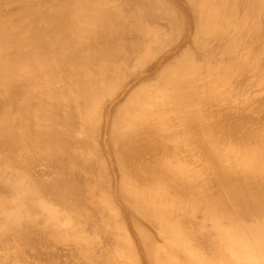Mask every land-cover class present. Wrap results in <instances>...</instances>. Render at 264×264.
I'll list each match as a JSON object with an SVG mask.
<instances>
[{
    "label": "bare ground",
    "instance_id": "bare-ground-1",
    "mask_svg": "<svg viewBox=\"0 0 264 264\" xmlns=\"http://www.w3.org/2000/svg\"><path fill=\"white\" fill-rule=\"evenodd\" d=\"M2 1L1 16L5 11L11 12L9 7L12 5L9 4L17 3L13 15L18 17L12 15L13 23H19L15 21L19 17H28L23 20L29 25L30 19L32 27L27 28L25 24L22 27L27 30H24L20 28L21 22L15 24L26 31L20 34L18 28L9 26L20 33L11 30L9 24L5 25L6 20L0 16V250L3 249L0 252L4 253L0 254V264H10L9 254L12 260L16 256L18 260L24 258L21 263L25 260L24 264H30L35 260L33 256L40 258L49 254L52 248L51 254L45 255L46 258L41 256L35 262L49 258L52 264L64 261L66 264V260L60 262L61 258L71 255L77 264H264V122L260 121L263 126H259L260 122L258 124L253 116L250 117L257 127L249 124L251 121L246 118L244 122L242 118L241 122H234V117L222 124L224 126L218 123L222 126L219 127L216 115V122L212 119L216 124L206 122L209 117L205 118L204 110L210 109L209 102L208 105L204 103L208 108L201 104L206 98V101L213 100V94H208L210 98L207 96V89L213 92L217 85L213 83L222 80L220 75L216 77L222 69L223 76L224 69H228V74L241 69L239 75L236 73L238 78L244 74L246 64L243 63L248 62L250 53L246 56L247 61L245 57V62L240 59L243 63L238 57L235 58L238 62L232 59L238 54H234V51L238 52L234 48L242 42L235 40L237 44H234L233 40L231 44L235 47L230 45L233 48L229 47L228 52L222 50L234 54L227 56L232 62L222 56L221 59L229 62L227 64L215 59L220 50L215 53L218 45L215 44V48L211 45L217 37H222L221 43L231 40L229 34L223 41L232 29L222 33L224 36L221 32L227 25L232 28L237 24L232 22L237 19L233 14L238 12L234 10L241 0ZM244 1V5L250 4L249 10L242 3L239 6L246 8V12H241L249 19L241 15L246 20H242L244 24L239 27L248 32V23H252L248 21L255 15L259 18L262 11L264 13V0ZM165 2L172 6L171 10ZM228 3L232 5L228 6ZM15 4L12 8L17 6ZM178 11L183 17V25L180 29V22L173 26H178L176 33L177 28L173 29L172 23L179 21ZM18 12H25L26 16L24 13L20 16ZM204 12L210 13V23L203 24L206 20L202 21ZM228 12L232 15H225ZM262 15L259 19L263 22ZM229 16H234L231 17L233 20ZM41 22L46 23L45 27ZM239 24L233 30H242L238 28ZM260 24H250V27H260ZM168 28L174 32L170 34ZM261 29L260 32L253 31V35L261 33ZM241 32L238 33L243 37ZM172 33H176V37ZM236 36L239 35H234L238 39ZM211 37L215 39L211 41ZM221 43L220 49L224 44ZM254 44L256 51L263 43ZM244 45L241 47L245 48ZM252 46L249 44L248 47ZM193 49L202 56L204 54L206 65L195 63L200 55L197 53L195 58ZM254 63H250L253 73L257 66L261 68L259 62L258 65ZM248 66L244 71H248L247 74L250 73L246 70ZM212 74L218 79L216 82ZM228 76L224 77L226 82H221L233 83L227 91L226 86L222 87L221 91L225 89L222 97L236 82L235 74L234 78ZM255 76L250 77L254 79ZM261 76L257 77L261 79ZM208 77L214 82L206 81ZM249 79H238L236 84L241 80L247 81L246 84ZM209 84L210 87L214 85L213 89ZM262 87L260 91L264 90ZM244 89L245 92L248 90ZM230 91L231 97L233 92ZM234 93L236 95V91ZM218 97V103L222 101L223 104L225 98ZM195 98L199 101L193 103ZM198 103L203 113L201 109L198 111L195 105ZM220 103H216L219 108ZM169 106L175 111L171 113ZM191 106L193 109L196 106L198 115L192 109L195 116H191L192 112L188 111ZM230 106L229 103V109ZM228 108L232 114L233 110ZM214 110L213 113L220 111ZM173 111L179 114L176 112L172 117ZM223 114L220 116L224 117ZM174 121L179 125L174 126ZM178 133L184 134V145ZM176 138H181L180 144L184 146L181 151L177 149ZM35 155H42L43 160L40 157L38 160ZM32 161L37 164L40 161L41 165L50 161V166L38 168L40 164L35 165ZM22 168L30 173H27L28 180L25 177L23 181L21 177L19 182L15 176ZM37 192H43L47 201L40 196L37 199ZM46 193L52 194L53 199ZM41 233L44 236L52 234L48 239L43 236L46 248L42 242L38 244L42 252L35 245L39 240L34 239L35 236L43 241L39 238ZM67 234L71 236L67 237ZM11 235L17 237L14 240L16 244L19 241L18 245L24 240L34 243L33 255H24L32 248L22 244L24 251L20 249L22 246H15L21 252L12 248L18 252L12 256L14 252L10 248L14 245L11 243L15 242ZM60 237L62 241H56ZM50 238L56 245L57 242L62 245L64 241L62 251L57 250L59 244L55 246L57 248L55 244L51 245ZM20 239L23 240L21 243ZM4 240L8 241V246ZM6 249L12 252L7 255ZM35 249L41 254H34ZM14 260L12 264L16 263ZM70 262L67 264L75 263Z\"/></svg>",
    "mask_w": 264,
    "mask_h": 264
},
{
    "label": "rangeland",
    "instance_id": "rangeland-1",
    "mask_svg": "<svg viewBox=\"0 0 264 264\" xmlns=\"http://www.w3.org/2000/svg\"><path fill=\"white\" fill-rule=\"evenodd\" d=\"M239 1H240V0H239ZM243 1H244V0H241L240 3H238L237 5L239 6ZM0 2L2 3L3 1L0 0ZM167 3H168V2H167ZM167 3L165 2V4H166L167 6L169 5V10H171V9H172V6H171L170 4H167ZM245 3H246V1H244V4H245ZM14 4H15V3H14ZM14 4H9V6H11V5L14 6ZM16 4H17V3H16ZM16 4H15V5H16ZM230 4H231V3H230ZM244 4L242 3V5H244ZM231 5H232V4H231ZM231 5H229V3H228V6H231ZM237 5H236V6H237ZM242 5H241V6H242ZM12 6H11V8L9 7V9H10L11 12H6V11H5V12H3V16H4V17L1 16V15H0V16H1L2 18H4V20H6V21H5V25H8V24H9L8 27L11 26V27H14V28H16V29L18 28V30H19L20 32H22V33H20L19 31H17L16 29L14 30L13 28L9 27L11 30L17 31V32H19L20 34H25L26 31H24V30H27V29H25V27H27V28H28V26H29V27H32V25L30 24L31 20H30V19H29L30 21L28 20L29 25H27V24H26L27 21H24V20H27L26 18H28V17H26V18L19 17V18L16 19L15 21H16V22H19V23L21 22V23H20V24H19V23H13V19L11 18L12 15H13V12H14L13 9H17V8H18V4H17V6H15V8H12ZM170 6H171V7H170ZM238 6L236 7V10H234V12H235V11H238V12L233 14V15H235V18H236V16H237V19H234V20H233V19H231L232 16H231V17L229 16V17H230V20H233L232 22L235 21V23H237V24H239L242 20H244V19L246 20V18H248V16L245 15L244 12H241V11H245V12H246V8H247V7H248V9H247V11H248V10H249V6H250V4H249V6H247V4L244 5V7L246 6V8L243 7L245 10H244L243 8H240V6H239V8H238ZM228 8H229V7H228ZM228 8H227V9H228ZM230 8H231V7H230ZM230 8H229V9H230ZM9 9H8V11H9ZM237 9H238V10H237ZM239 9H240V11H239ZM230 10H231V9H230ZM16 11H17V10H15V13L17 14ZM231 12H233V11H231ZM231 12H228L229 14H225V13H224V14H225V15H230ZM1 13H2V12H1ZM15 13H14V14H15ZM22 13H24L23 16L25 17V16H26V15H25L26 13H25V12H22ZM22 13H21V12H18V15L20 14V16H21ZM171 13H172V12H171ZM177 13H178V14H177ZM177 13H175V14H177V18L179 17V18H178L179 21L177 22V24H175V23H174L175 21H174V22L172 23V27H173L174 25H175V26L178 25L179 22H180V24L183 22V21H182V20H183V19H182L183 17L181 16L180 12L178 11ZM204 13H205V15H204L202 21H203L205 18H206V20H205V22L203 21V24H204V23H210V22H211V18H210V16H208V15H210V13H209V14H208V12H204ZM226 13H227V12H226ZM238 13H240V15H239ZM242 13H243V14H242ZM247 13H248V12H247ZM247 13H246V14H247ZM262 13H263V11H262ZM262 13L260 14V17H259V18H261ZM166 14H167V13H166ZM168 14H169V13H168ZM206 14H207V15H206ZM231 15H232V14H231ZM241 15H242V16H246V18H245V17H241ZM13 16L18 17L17 15H13ZM169 16H171V14H169ZM238 16H239V17H238ZM263 16H264V13H263V15H262V20H263V22L261 21V19L258 18V15H257V17H256V15L253 16V18H254V17H255V18H258V19L260 20V23H261V24L258 22V19L255 20V18H254V19L251 18V20H249V21L247 20L248 22H251V21H252V23H250V24H252V26H254V25H256V24H260V27H258V25H257L256 28H255V27L251 28L252 26L248 23L249 26H247L248 28L246 27L247 29H249L248 32H247L245 29L240 28V27L243 26V24H244L243 21L238 25V28L242 29L243 31H242V30H240V31H239V30H238V31H237V30H233V29L235 28L234 26L237 27V24H236V25L234 24V26H233V24H232V26H233L232 28H230V26L227 25L226 28H225V29H227V30L222 29L223 32H221V34H222V33H225V34H226L228 31H230V30L232 29L230 32H228V33L225 35V38L223 37V38H224L223 41H225V40H227V39H226V36L230 34V35H231V36H230L231 40H230V41L228 40L229 42H228V41H225V42L222 41V42L224 43V44H223V43H221L220 38H222V37H220V36H221V35H220V36H219V37H220L219 39H217V38H218V37H217V38H216V41L213 40V41H215V43H214V42H212V43L210 42L211 45H213V46H212L213 48H215V46H214L215 44L218 45V47L216 46V48H215L216 50L214 49V52H215V53L218 52L219 50L221 51V52H220V51L218 52V53H219L218 57H220V55H221L220 58L216 57V55H217L218 53L215 54V57H216L215 59H218V60H219V61H218V60H216V61H218V62H222V60H223V59H221L222 56H223V57L226 56V58H227V56L229 57L231 54H233V53H227V54H226V53H224V52H226V51L228 52V50H229L230 48H233V47H230V45H232V46L235 47L236 45H233V43H234V44H235V43L237 44L236 41H239V43L242 42V43H240V44H242V45H244V44L246 43V44L244 45L245 48H242V47H241L242 45H239V44H238V45L242 48V50H245V52H247V53H246V54H245V52L243 53L242 50H241V51H242V52H241L240 49H239L240 47H238V45H237V46L234 48V50L236 49L238 52H235V51H234V54H236V53H238V54L243 53V55L241 54L243 57L240 56V55L237 56L238 54H236L235 56H234V54H233L231 57L234 56V58H232V59H234L235 62H238V59H239V60L242 59V60L244 61V57H245V59H246V56L248 55V53L252 54V53L255 51L254 49H256V48L254 47V49H253V46H252V45L256 46V44H254V42H257V45H258V43H259V44H262V43H263V44L261 45V47H259L260 45L257 46L258 49L255 51V54H257V55L252 54L251 56H249V55H250V54H249V55L247 56L248 62H245V61H244L245 63H243L242 60H240V62L243 63L244 65L246 64L247 66L250 65L251 62H252V64H253L254 62H255L254 64H256V63L259 62V63H260V66H259V67H261V68L263 67V68H264V65H263L264 62L262 63V57L264 58V56H262V54L264 53V50H263V49H264V47H263V46H264V41H263V40H262L263 42H262V41H259V42H258V41H255V39H258V40H260V39H262V38L264 39V37H263V36H264V35H263V34H264V31H263V30H264V24H263V23H264V19H263L264 17H263ZM16 17H15V18H16ZM208 17H209V18H208ZM240 17H241V18H240ZM13 18H14V17H13ZM15 18H14V19H15ZM207 18H208V21H207ZM232 18H234V16H233ZM11 19H12V20H11ZM20 19H22V21H21ZM23 19H24V20H23ZM225 19H226V18H225ZM228 19H229V18H228ZM238 19H241V20H239V22H236ZM248 19H249V18H248ZM18 20H19V21H18ZM180 20H181V21H180ZM230 20H229V21H230ZM11 21H12L13 24H12V23H11V24H10V23H7V22H11ZM202 21H201V22H202ZM24 22H25V23H24ZM232 22H231V23H232ZM244 22H245V21H244ZM255 22H256V24H254ZM242 23H243V24H242ZM15 24H19V25H21V27H20V26H19V27H20V28H24V30H21V29L18 27V25L16 26ZM25 24H26V25H25ZM45 24H46V23H45ZM45 24H42V22H41V25H43L44 27H45ZM180 24H179V27L177 26L179 29L182 27L183 23H182L181 25H180ZM241 24H242V25H241ZM253 24H254V25H253ZM262 24H263V26H262L263 29H261V25H262ZM24 25H25V27H22V26H24ZM47 25L49 26V24H47ZM240 25H241V26H240ZM239 26H240V27H239ZM250 26H251V27H250ZM172 27H171V28H172ZM177 27H175V28L173 27V29H176ZM46 28H49V27L46 26ZM178 28L176 29V33H177V30H179ZM213 28H214V26H212V29H213ZM254 28H255V29H254ZM169 29H170V28H168V31H170V34H171V32H174V31H171V30H173V29H170V30H169ZM228 29H230V30H228ZM236 29H237V28H236ZM251 29H253V30L251 31ZM259 29H261V33H259V32H260ZM256 30L259 31V32H255L256 35H253V34H254L253 31H256ZM23 31H24V33H23ZM213 31H214V30H213ZM226 31H227V32H226ZM234 31H237V32H236L237 34H235ZM241 31L243 32V34H241V35H243V37H242V36L240 37V33H238V32H241ZM244 31H245L246 33H244ZM262 31H263V33H262ZM215 32H216V31H215ZM242 32H241V33H242ZM250 32H251V33H250ZM176 33H175V34L172 33V36L177 35ZM249 33H250V35H249ZM257 33H258V35L260 34V36H261V34H262V37L259 38L258 35H257ZM244 34H245V35H244ZM234 35H239V36H236V38H238V37H239V38H242V39H244V41H243L242 39L239 40V38H238V39H235V38H234ZM248 35H249V37H248ZM222 36H224V35L222 34ZM245 36H246V37H245ZM254 36H255V38H252V37H254ZM174 37H176V36H174ZM227 37H229V36H227ZM257 37H258V38H257ZM212 38H213V37H211V41H212ZM246 38H248L249 41H248V40L246 41ZM249 38H251V39H253V40H251V39H249ZM213 39H215V38H213ZM228 39H229V38H228ZM218 40H220V41H218ZM233 40H234V42L231 44V42H232ZM235 40H236V41H235ZM217 41H218V42H217ZM245 41H246V42H245ZM250 41H251V42H250ZM252 41H253V42H252ZM219 42L221 43V45L223 44V45H226V46H224V48H223V45H222V46H221L222 49H220V47H219V46H220V45H219ZM247 42H248V43H247ZM260 42H262V43H260ZM213 43H214V44H213ZM229 43H230V44H229ZM243 43H244V44H243ZM251 43H252V44H251ZM227 44H228V47H227ZM249 44H250V46H252V48H251V47H248ZM247 45H248V46H247ZM244 46H243V47H244ZM246 46L250 49L249 52H248V49H246V48H247ZM226 47H227L228 49H226ZM229 47H230V48H229ZM237 47H238V48H237ZM262 47H263V49H262ZM224 49H225V50H224ZM259 49H260V51H259ZM261 49L263 50L262 53H261V51H262ZM222 50H223L224 52H222ZM193 51H194V54H195V55L193 54L194 57H195V56H198L199 52H195V51H197V50H195V49H193ZM257 51H258V52H257ZM240 52H241V53H240ZM192 53H193V52H192ZM197 53H198V54H197ZM220 53H223L224 55H223V54H220ZM259 53H261V55H260ZM225 54H226V55H225ZM228 54H229V55H228ZM199 55H200V54H199ZM263 55H264V54H263ZM199 57L201 58V59L198 58L199 60H198V59H197V60L195 59V58H197V57L194 58V59H195V63L206 65L205 62H206L207 59H206V58H203V57H205L204 54H203V56H202V53H201V55H200ZM236 57H238L237 60H235ZM250 57H251V60H250ZM256 57H257V59H256ZM220 59H221V60H220ZM230 59H231V58H230ZM230 59L227 58V59H225V60H228V61L230 62ZM232 59H231V62L233 61ZM247 59H246V61H247ZM252 59H254V60L256 59V60L254 61V60H252ZM258 59H259L260 61H259ZM263 60H264V59H263ZM223 61H224V60H223ZM228 61H224V63L226 62L225 64H227V63H229ZM256 61H257V62H256ZM240 62H239V63H240ZM215 63H216V62H215ZM241 63H240V64H241ZM248 63H249V64H248ZM261 63H262V64H261ZM252 64H251L250 66H248V68L246 69V70H248V69L250 70V73H249V74L246 73V72H248V71L244 72V71H245V68H246V67H245L246 65L244 66V69H243V70H244V71H243L244 74L241 72V73L243 74L244 77L247 76V77H245V78H248V77H250V76L254 77V76L256 75L254 79H253L252 77H250L251 79L248 78L249 81L251 80V82L248 81V83H246V84H248V85L250 84L249 87H248V85L245 84V82H247V81H244V83L242 82L243 79H244V80H248V79L243 78L242 75H240V76H242V77H240V78H238L239 76H238V77L236 76V75H237L236 73H238V75L240 74V71H242L241 69H238V68H237V70H239V71H237L236 73H234L235 76L237 77V78L235 79L236 82H237L238 79H239V81H240V79L242 78L241 82L243 83V84H242V83L240 82V83H241V84H240L239 81H238V83H239L240 85H242V87H239V84L237 83V84H238V86H237L236 82H234L235 85L233 84V87H232V88H229L233 93L236 91V95H237V97H236L235 93H234V94L231 93V97H230V94L228 93L230 90H228L227 93L225 92L226 95L223 94V96L225 95L226 97H225V96L222 97V94H221V93H223V91L225 90V89H224L225 86L227 87V88H226V91H227L228 87L233 83L232 81H230V79L232 80V79L235 77L234 74H232V73L235 72V71H233V72L230 71L231 73L228 74V73H229L228 69H224V70H226V72L224 71L225 74H227V75H229V76H232V75H233V76H232L233 78H231V77H230V79L227 78V79H229V80H227V81H228V82L230 81V82H229V85H227L226 83H222V82H221V81H225V82H226V79L224 80V77H225V78L227 77V75L225 76V74H224V76H223V73H222V70H223V69H222L220 72H218V73H220V74H218V73L216 74V77H217V75H218V76L220 75V76H219V77H220L219 79H222V80H218V79H217L218 82L220 81V83L217 82V83H213V84H214V85H215V84H217V85L220 84L221 86H219V87H215V86H217V85L214 86V85L212 84V86H214V89H213L212 86H211L212 88L210 87L211 84H209V87H210L211 89H213V92H212V91H209V90L207 89V91L209 92V93H207V96H208V94H209V96H210L211 94H213L212 97H213L214 103H213V100H211L212 105L210 104V103H211L210 100H209V101H206V100H208V98H206V96H205L206 93H205V95H204V98H206L205 101H203L204 99H203V100L201 99V100L203 101V103H201V102H200V103H201V104H204V103L209 102V107H210V109H209L205 104H204L205 106H204L203 108H208V110H211V111H212V109H213V110H214V109H215V110L220 109V111L218 110L220 113L217 112V111H215V110H214L215 113H213V111H212V112H208L207 109H206L207 112L204 110V114L207 115L205 118L209 117V120L206 119V120H207L206 122H208V121L212 122L213 120L215 121V118H218V120L221 121V122H218V120L216 119V120H217V124L215 123L216 121H215V122L213 121L212 123H215L216 125H218V123H221V125H222V124L225 125V124H226L225 122L228 123V122H229V119H230V121H231V120H233L234 117H235L234 120H233L234 122H236V121L238 122V120L240 121L241 118H242V120H243V121H242V120H241V121L244 122V119H245V118H246L248 121H251V118H250V117H252V116H253L252 118H254V120L257 121L258 124H259V122L262 121V120H263L262 122H264V119H260V120H258V118H260V117L264 118V114H263V116H261L262 113H264V112H263L264 109L262 110V109L259 108V107L264 108V107H262V106H264V93H263L264 90L260 91L261 87L264 85V83H263L264 73L261 72V71H262L261 68H257L258 66H257L256 68L253 67V68H255V71H254V73H253V69H251L252 66H253ZM211 65L214 66V62H212ZM256 65H258V64H256ZM256 65H255V66H256ZM205 67H206V66H205ZM208 68H209V67H208ZM241 68H242V67H241ZM263 68H262V69H263ZM205 69H206V68H205ZM256 69H259L260 72L257 73L256 71H258V70H256ZM251 70H252V71H251ZM263 70H264V69H263ZM227 71H228V72H227ZM221 73H222V74H221ZM261 73L263 74V76H261ZM213 74H215V73H213ZM213 74L211 75V77H214V81H215L216 79H215V76H213ZM253 74H255V75H253ZM204 75H205V74H204ZM259 75L262 77L261 79L258 78ZM229 76H228V77H229ZM257 76H258V77H257ZM257 78H258V79H257ZM22 79H23V78H22ZM211 79H212V80H209V77H208L206 81H209V82L212 83L213 78H211ZM259 79L261 80V82H262L263 84H261V82L259 81ZM20 80H21V78H20ZM217 80H216V81H217ZM235 80H233V81H235ZM257 80H258V82H257ZM206 81H205V84H207ZM214 81H213V82H214ZM216 81H215V82H216ZM255 81H256L257 84L254 83ZM209 82H208V83H209ZM228 82H227V83H228ZM231 82H232V83H231ZM252 82H253V83H252ZM221 83H222V84H221ZM200 84H201V83H200ZM252 84H256V85H255V86H254V85L251 86ZM259 84H260V85H259ZM261 85H262V86H261ZM231 86H232V85H231ZM234 86H235V87L237 86V88L239 87V89H241V90H240L241 92H239V89L236 90L237 88L235 89V91H233L234 88H235ZM243 86H244V87H243ZM256 86H257V87H256ZM209 87H207V88H209ZM222 87H224V88H223V91H221ZM210 88H209V89H210ZM215 88H216V90H215ZM218 88H220L219 91H221V92L218 91ZM244 88H247L248 90L245 92L246 89H244ZM251 88H252V90H250ZM257 88H258V89H257ZM263 88H264V86L262 87V89H263ZM253 89L257 91L258 96H257L256 93H255V95H254V92H255V91H253ZM214 90L216 91V93L218 92V95H216V93H215ZM243 90H244V91H243ZM207 91H206V92H207ZM231 91H230V92H231ZM237 91H238V92H237ZM242 91H243V92H242ZM248 91H251V92H248ZM252 91H253V92H252ZM259 91H260L262 94H261ZM210 92H212V93H210ZM214 93H215V94H214ZM240 93H241V94H240ZM242 93H243V95H242ZM244 93H245V94H244ZM219 94L221 95V98H222V99L225 98V100H226V99L228 100V101H227V100H226V101L223 100V102H224L223 104H224V105L222 104V101H221V103L219 102L220 105H222V106H220L221 108L218 107L217 104H219V103H218V101H217V99H216L217 96L220 97ZM238 94H240V95H238ZM247 94H248V95H247ZM252 94L255 96V98L253 97ZM260 94H261V95H260ZM215 95H216V96H215ZM232 95H233V96H232ZM246 95H247V97L249 98V100L247 99ZM249 95H250V96H249ZM251 95H252V97H251ZM209 96H208V97H209ZM228 96H229V97H228ZM243 96H245V97H243ZM262 96H263V98H262ZM3 97H4V96H3ZM212 97H211V99H212ZM219 97H218V98H219ZM232 97H233L234 99H233ZM242 97H243V98H242ZM250 97H251V100H252V99L255 100L256 98H257V99L255 100V102H254L253 100H252V102H251ZM209 98H210V97H209ZM221 98H219V99H221ZM237 98H238V99H237ZM239 98H240V99H239ZM261 98H262V99H261ZM196 99H197V98H195V100L192 101V102H193V103H196V102L199 101V100L196 101ZM222 99H221V100H222ZM229 99L232 101V103H231V101L229 102ZM235 99H236V100H235ZM241 99L243 100V101H242L243 103L245 102V103H244L245 105H244L243 107H241V106L243 105L242 102H241ZM258 99H260V100H258ZM215 100H216V103H217V104L215 103ZM233 100H234L236 103H235ZM239 100H240V102H239ZM261 100H262V102H261ZM195 101H196V102H195ZM246 101H249L251 104L248 102V103H249V106H248V103H247ZM192 102H191V104H192ZM228 102L231 104L230 109L228 108V106H229V103H228ZM238 102H239L240 104H239ZM256 102H258V103H256ZM225 103H226V104H225ZM253 103H255V104H253ZM191 104H189V105H191ZM198 104H199V103H198ZM198 104H195V105H197V107H198V111H200V109H201V111H202V113H203V110H202V108H201V107H202L201 104H199L200 107L198 106ZM214 104L217 105V106H215ZM227 104H228V106H227ZM238 104H239V106H238ZM193 105H194V104H192V106H193ZM207 105H208V103H207ZM213 105H214V106H213ZM225 105H226L227 107H225ZM232 105H233V106H232ZM235 105H236V106H235ZM251 105H253V106L250 107ZM254 105H255V106H254ZM259 105H260V106H259ZM171 106H172V105H171ZM171 106H169V109H171ZM174 106H175V105H174ZM192 106H191V109L189 108L190 110L188 109V111L192 112V113L189 112L190 114H192L191 116H195V115H193V110L195 109L194 113L196 114L197 109H196V106H195L194 109H193L194 106H193V107H192ZM223 106H224L226 109L223 108ZM245 106H246L248 109H247ZM175 107H176V106H175ZM175 107H174V109H175V110H178L177 107H176V108H175ZM189 107H190V106H189ZM235 107H236V108H235ZM238 107H239V108H238ZM240 107H241V108H240ZM253 107L255 108V111H254V108H253ZM227 108H228L229 110H233V111H232V114H231V111L229 112V111L227 110ZM231 108H232V109H231ZM234 108H235L236 110H235ZM242 108H243V109L245 108L244 110H246V113H247V114L245 113L244 110H242ZM250 108H251V109H250ZM258 108H259V109H258ZM174 109H173V107H172V109L170 110V112L172 113V110H174ZM192 109H193V110H192ZM222 109H224V110H222ZM237 109H238V110H237ZM257 109H258V110H257ZM175 110H174V111H175ZM226 110H227V111H226ZM250 110H251L252 112H251ZM174 111H173V114H170L171 116H172V115L175 116L174 113H176L177 111H176V112H174ZM188 111H187V112H188ZM221 111H222L223 113H225V114L222 113V114L224 115V117H223V116H222V117L220 116V115H222V114H221ZM237 111L240 112V113H241V111H242V112H244V114L241 115V114H239ZM247 111H249V112H247ZM253 111H254L255 113H257L258 115L255 114ZM261 111H262V113L260 114ZM168 112H169V110H168ZM226 112H227V113L229 112V114H227ZM177 113L179 114V112H177ZM177 113H176V114H177ZM198 113L200 114L199 116L202 115L200 112H198ZM209 113H212L211 115H214V116H212V117H211V115L209 116ZM249 113H250V114H249ZM251 113H253V115H252ZM226 114H227V115H226ZM196 115H198V114H196ZM215 115H216V117H215ZM218 115H219V116H218ZM228 115H229V117L231 116L232 119L229 118ZM202 116H203V115H202ZM202 116H201V117H202ZM204 116H205V115H204ZM226 116H227L228 118H227ZM236 116H237V117H236ZM246 116H247V117L249 116L248 118H249L250 120H249ZM255 116H256V118H255ZM172 117H173V116H172ZM172 117H170V118H172ZM214 117H215V118H214ZM219 117H220L221 120L219 119ZM225 117H226L228 120L225 119ZM243 117H244V118H243ZM257 117H258V118H257ZM174 118H175V117H174ZM222 118H223V120H222ZM172 119H173V118H172ZM212 119H213V120H212ZM236 119H237V120H236ZM256 119H257V120H256ZM174 120H175V119H174ZM224 120H225V121H224ZM226 120H227V121H226ZM172 121H173V120H172ZM222 121H223V122H222ZM241 121H240V122H241ZM255 121H251V122H249V124H250V123H251L252 125L255 124V125H257V127H258V124H257ZM176 122H177V121H176ZM176 122L174 121V123L176 124V125H174V126H177V124L179 125V123H176ZM254 122H255V123H254ZM262 122H260L259 126L263 124ZM174 123H172V124H174ZM261 123H262V124H261ZM170 124H171V123H170ZM213 125H214V124H213ZM221 125H220V126H221ZM224 125H222V126H224ZM263 125H264V124H263ZM263 125H262V126H263ZM218 126H219V125H218ZM220 126H219V127H220ZM222 126H221V127H222ZM225 127H226V126H225ZM255 127H256V126H255ZM181 128H182V127H181ZM261 128H262V127H261ZM261 128H260V129H261ZM176 134H177V133H176ZM179 135H181V134L178 133V136H179ZM182 135H184V134L182 133ZM182 135L179 136V137L182 138V137H183ZM185 135H186V134H185ZM178 136L176 135V137H178ZM185 137H186V136H184V138H185ZM181 138H179V139H181ZM179 139L176 138V139H175V142H176V140H177V142H179V144H177V145H179V146H177V147H179L180 149H179V148H177V149L181 151V149L184 148L183 145H184L186 139H183V138L181 139V140H182L181 143H183V145L180 144V141H181V140H179ZM178 140H179V141H178ZM182 146H183V147H182ZM179 155H180V154H179ZM36 156H37V155H35V158H37V159L39 160L38 157H40V156H42V155H40V156L38 155V157H36ZM44 156H45V155H44ZM180 156H181V155H180ZM47 157H48V156H47ZM42 158H43V156H42ZM45 158H46V156H45ZM45 158H44V159H45ZM46 159H47V158H46ZM48 159H50V158L48 157ZM48 159H47V160H48ZM181 159H182V158H181ZM184 159H185V158H184ZM38 160H37V161H38ZM40 160L42 161L43 159H41V157H40ZM182 160H183V159H182ZM45 161H46V160H45ZM32 162L35 163V165H38V166H39V164H40V163H39L40 161L38 162V164H37V162H34V161H32ZM43 162H44V161H43ZM49 162H50V161H49ZM49 162H48V163H49ZM41 163H42V162H41ZM44 163H45V162H44ZM48 163H47V162H46V164H43V163H42L43 165L40 164V166H39L38 168H42V167H44V165L47 166V165H49ZM41 166H42V167H41ZM49 166H50V165H49ZM49 166H48V167H49ZM31 167H34V166L31 164ZM35 167H36V166H35ZM11 168H12V167H11ZM31 169H32V168H31ZM33 169H34V168H33ZM20 170H21V171H18V172L16 173V176H15L16 179L18 178L17 180H18L19 182L22 181V179H23V181H25V177H26L27 180H28L29 174H27V173H30V172L28 171V169H24V170H23V168H22V169H20ZM24 171H25L26 173H25ZM20 172H21V173H20ZM24 173H25V174H24ZM17 175H19V177H17ZM21 177H23V178L21 179ZM27 180H26V181H27ZM200 186H202V185H200ZM200 188H201V187H200ZM47 193H48V192H47ZM47 193H46V196H50L49 198L51 199V198H52V194L49 193L50 195H47ZM35 195H36V194H35ZM41 195H42V196H43V195L45 196V194H44L43 192H42V194H41V192H40V193L37 192V199L41 197L42 199L44 198V200H46V199H45L46 197H44V196L42 197ZM39 196H40V197H39ZM49 198L47 197V199H49ZM52 199H53V198H52ZM46 201H47V200H46ZM53 201H54V200H53ZM50 202H52V200H50ZM52 203H53V202H52ZM56 203H57V202H56ZM54 204H55V203H54ZM55 206L57 207V204H55ZM24 212H25V211H24ZM41 234H42V233H41ZM55 234H56V233L53 234V237H54ZM51 235H52V234H51ZM51 235H48V236L50 237ZM65 235H66V234H65ZM67 235H68V234H67ZM69 235H70V234H69ZM69 235H68L67 237H69ZM40 236H41V235H39V238H43V241H42L41 239H37V237L35 238V236H34V239H35V240H39V242H37V241H36V242H35V241H32V242L37 243V244H35V245H37V249H38V246L40 245L41 242H42L41 245L43 246V244H44V246H45V242H44L45 239H44V237H45V238L47 237L46 239L49 238L48 236H44L43 234H42V237H40ZM43 236H44V237H43ZM58 236H59V235H58ZM62 236H64V235H62ZM62 236H61V237H62ZM70 236H71V235H70ZM9 237H10V236H9ZM14 237L17 238L15 235H14V236L11 235L12 242H15V243H11V244L14 245V247H11V245H10L11 248H10V247H7V248H10V249L14 248V249H16L17 247H15V246H18V248L22 246V247L20 248L21 251H22V250H23L22 248H23V246H24V245H22V244H25V245H26L27 247H29L30 249L32 248L31 250H28L29 252H28L27 254H26V251H25V253H24V255H29V254L32 252L33 248L35 247V246L32 247V244L34 245V243L31 244V243H30L31 241L26 242L27 240H24L26 243H25L23 240H22L23 243H21L22 241H21V239H20V243H21V245H20V244L18 245V242H19V241H17V244H16V240H14ZM55 237H57V236H55ZM61 237H60V238H57V239L55 238L56 241H57L58 239H59L58 241H60V240H61ZM67 237L64 236V238H67ZM11 238H10V239H11ZM51 238H52V237H51ZM51 238H50V240H49V241L51 242V245L53 246V244H55V245H54V247H55V246H57V245L59 244V246H57L58 248H57V247H55V248H57V250H58V249H61L60 251H62V248H61V247L63 246L64 241H63V243H61L62 245H60L59 242H57V245H56V243H53L54 240H52L53 242L51 241ZM64 238H62V239H64ZM1 239H2V238H1ZM3 239H4V238H3ZM5 239H6V238H5ZM8 239H9V238H8ZM52 239H54V238H52ZM69 239H70V238H69ZM18 240H19V238H18ZM40 240H41V241H40ZM67 240H68V238H67ZM67 240H65V242H66ZM4 241H5V240H4ZM6 241H7V240H6ZM6 241H5V242H6ZM9 241H10V240H9ZM47 241H48V240H46V242H47ZM56 241H55V242H56ZM61 241H62V240H61ZM10 242H11V241H10ZM10 242H9V244H10ZM159 242H160V240H159ZM3 243H4V242H3ZM6 243H7V246H8V241H7ZM0 244H1V241H0ZM29 244H31V245H29ZM38 244H39V245H38ZM47 244H48V243H47ZM47 244H46V245H47ZM123 245H124V244H123ZM0 246H1V245H0ZM26 246H25V247H26ZM30 246H31V247H30ZM44 246H43V247H44ZM52 246L49 245L50 249L52 248ZM43 247H42V248H43ZM49 247H48V248H49ZM126 247H127V245H126ZM3 248H4V247H3ZM18 248H17V250H18ZM35 248H36V247H35ZM45 248H46V246H45ZM63 248H64V246H63ZM10 249H6V251H7L6 253H7V255H8V253H11V252H12ZM14 249H12L13 252H14V254L11 253L12 256H13V255L15 256V253L17 252V250L14 251ZM20 249L18 250L19 252H21ZM24 249H26V248H24ZM37 249L34 250V251H35L34 254H36L37 252H39V251H36ZM39 249H41L40 246H39ZM39 249H38V250H39ZM52 249H53V250H52ZM52 249H51V250L54 251V248H52ZM1 250H3V249H1ZM1 250H0V251H1ZM8 250H9L10 252H9ZM26 250H27V249H26ZM44 250H46V249H44ZM47 250H48V249H47ZM55 250H56V249H55ZM57 250H56V251H57ZM124 250H125V249H124ZM23 251H24V250H23ZM48 251H49V250H48ZM48 251H46V252H48ZM52 251H50L49 254H51ZM56 251H55V252H56ZM125 251H126V250H125ZM2 252H3V251H2ZM2 252H0V254H4V253H2ZM40 252H42V249L40 250ZM40 252H39V254H41ZM44 252H45V251H44ZM46 252H45V253H46ZM57 252H59V251H57ZM126 252H127V251H126ZM17 253H18V252H17ZM53 253H54V252H53ZM128 253H129V252H128ZM128 253L126 254V256H127L126 259H127V260L129 259V257H128L129 254H128ZM19 254H20V253H19ZM31 254H32V253H31ZM31 254H30V255H31ZM39 254H37L38 257H39ZM42 254H44V253H42ZM49 254L47 253V254H44V256H42V255H41V256H42V258H43V257L46 258L45 255H49ZM32 255H33V254H32ZM54 255H55V253H54ZM54 255H50V257H51V256H54ZM18 256H19V255H18ZM21 256L23 257V252H22ZM41 256H40V258H41ZM2 257H3V256H2ZM22 257H21V258H22ZM26 257L30 258V257H32V256H26ZM36 257H37V256H35V257L33 256V259L35 258V260H36V259H39V260H40V258H36ZM54 257H55V256H54ZM61 257H63V255H62ZM61 257H60V258H61ZM64 257H65L64 259L61 258V261H60V262L66 260V264H67V262H70L71 260H73V259H71V255H67V256H64ZM66 257H67V258H66ZM69 257H70V258H69ZM9 258H10V259H9ZM17 258H18V257L15 256V257L13 258V260H12L11 255H10V254L8 255V259H9V261H10V264H12V261L15 262L14 259H16V263H15V264H24L23 262H24L25 260H24L22 263L20 262V261H22L24 258H23L22 260H21V259L18 260ZM28 258H26V261H27ZM55 258H56V257H55ZM57 258L59 259V257H57ZM72 258H73V257H72ZM31 259H32V258H31ZM52 259H54V258L52 257L51 260H52ZM28 260H29V259H28ZM35 260H32V262H33V263H36V264H37V263H38V264H39V263L41 264V262H42V264H46V263L49 264V263H51V262L49 261V258L46 259V260H48L49 262L46 261V260H43V259H41L40 262H39L38 260H37V262H35ZM42 260H43V261H42ZM59 260H60V259H59ZM127 260H126V261H127ZM73 261H74L75 263H73ZM73 261H71L70 263L77 264L76 261H75V259H74ZM17 262H18V263H17ZM32 262H31L30 264H32ZM45 262H46V263H45ZM64 262H65V261H64ZM64 262H62L61 264H65ZM127 262H128V261H127ZM26 263H27V262H26ZM26 263H25V264H26ZM27 264H29V262H28ZM51 264H52V263H51ZM68 264H69V263H68Z\"/></svg>",
    "mask_w": 264,
    "mask_h": 264
}]
</instances>
